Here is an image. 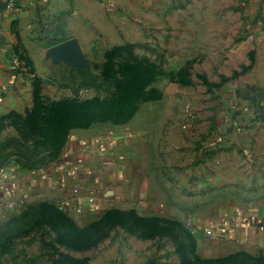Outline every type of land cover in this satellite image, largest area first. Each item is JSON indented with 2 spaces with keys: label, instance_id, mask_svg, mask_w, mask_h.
Returning <instances> with one entry per match:
<instances>
[{
  "label": "rangeland",
  "instance_id": "374dc122",
  "mask_svg": "<svg viewBox=\"0 0 264 264\" xmlns=\"http://www.w3.org/2000/svg\"><path fill=\"white\" fill-rule=\"evenodd\" d=\"M263 1L46 10L0 110V177L58 160L73 134H115L132 149L135 192L91 213L46 199L5 209L0 264H264L260 232L230 225L264 214V122H241L248 108L232 98L264 85L251 65ZM252 111L264 118V101Z\"/></svg>",
  "mask_w": 264,
  "mask_h": 264
},
{
  "label": "crops",
  "instance_id": "0c3cea01",
  "mask_svg": "<svg viewBox=\"0 0 264 264\" xmlns=\"http://www.w3.org/2000/svg\"><path fill=\"white\" fill-rule=\"evenodd\" d=\"M106 1V0H105ZM120 0H107L109 5H117ZM9 0H0V110L13 100L11 94L21 88L20 75L15 74V66L20 46L37 32L39 17H45L46 10L58 15L71 4L70 0H14V11L8 9ZM79 4H77V7ZM260 17L255 18V31L251 39L257 40L253 54V71H258L264 82V1L258 4ZM75 15L81 16L80 12ZM262 41V42H260ZM237 87H248L249 97L252 90L264 91L263 84L240 83ZM233 101L242 108L237 114L241 122H264L259 113L252 111V101L233 95ZM6 109V108H5ZM76 134L67 142L66 150L60 158L39 169H19L0 177V212L10 206L27 204L36 199L54 201L59 207L75 208L79 204L83 213L99 211L101 206L109 205L118 196L135 192L132 172V149L115 134ZM136 143H147L143 138ZM138 155V151L136 152ZM261 178H259L260 180ZM262 180V179H261ZM260 180V181H261ZM75 191H78L76 194ZM81 197V200H79ZM93 200V202H91ZM75 210V209H74ZM76 212V211H75ZM236 227L253 238L260 232L264 248V214L257 219L233 222ZM220 225V229L230 227ZM240 226V227H238ZM252 234V235H251Z\"/></svg>",
  "mask_w": 264,
  "mask_h": 264
},
{
  "label": "trees",
  "instance_id": "16d2710c",
  "mask_svg": "<svg viewBox=\"0 0 264 264\" xmlns=\"http://www.w3.org/2000/svg\"><path fill=\"white\" fill-rule=\"evenodd\" d=\"M252 93H254L253 98L249 97V92L241 93L237 95L240 98H244L246 101H252L253 106H263V101H264V91L261 90H252Z\"/></svg>",
  "mask_w": 264,
  "mask_h": 264
},
{
  "label": "built area",
  "instance_id": "2783aa9c",
  "mask_svg": "<svg viewBox=\"0 0 264 264\" xmlns=\"http://www.w3.org/2000/svg\"><path fill=\"white\" fill-rule=\"evenodd\" d=\"M8 9L9 10H11V11H14V8H15V4H14V0H9V3H8ZM75 193L77 194L78 193V191H75ZM79 200H81V197H79ZM91 202H93V200H91ZM15 206H10V209L11 208H14ZM62 207V206H61ZM62 208H64V206L62 207ZM75 211L78 213V214H82V212H83V209H82V207L79 205V204H75ZM262 228H264V227H262ZM207 234L208 235H213V230H208L207 231Z\"/></svg>",
  "mask_w": 264,
  "mask_h": 264
},
{
  "label": "water",
  "instance_id": "95a60500",
  "mask_svg": "<svg viewBox=\"0 0 264 264\" xmlns=\"http://www.w3.org/2000/svg\"><path fill=\"white\" fill-rule=\"evenodd\" d=\"M61 49H63L65 54H71L72 46L70 44H66L62 46Z\"/></svg>",
  "mask_w": 264,
  "mask_h": 264
}]
</instances>
